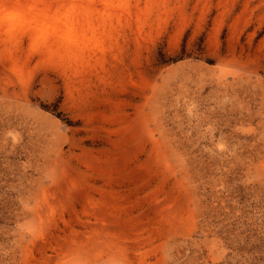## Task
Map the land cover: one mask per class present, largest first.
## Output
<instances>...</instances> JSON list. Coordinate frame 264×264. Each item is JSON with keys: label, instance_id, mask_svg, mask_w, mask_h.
Here are the masks:
<instances>
[{"label": "rangeland", "instance_id": "obj_1", "mask_svg": "<svg viewBox=\"0 0 264 264\" xmlns=\"http://www.w3.org/2000/svg\"><path fill=\"white\" fill-rule=\"evenodd\" d=\"M0 264H264V0H0Z\"/></svg>", "mask_w": 264, "mask_h": 264}, {"label": "bare ground", "instance_id": "obj_2", "mask_svg": "<svg viewBox=\"0 0 264 264\" xmlns=\"http://www.w3.org/2000/svg\"><path fill=\"white\" fill-rule=\"evenodd\" d=\"M23 2V1H22ZM48 8V7H47ZM49 10V9H48ZM48 15V14H47Z\"/></svg>", "mask_w": 264, "mask_h": 264}]
</instances>
